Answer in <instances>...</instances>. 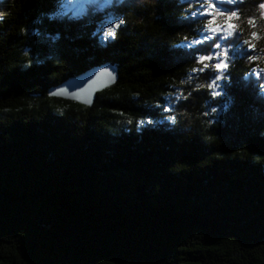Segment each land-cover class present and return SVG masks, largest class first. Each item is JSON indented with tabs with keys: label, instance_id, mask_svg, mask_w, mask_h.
<instances>
[{
	"label": "trees",
	"instance_id": "16d2710c",
	"mask_svg": "<svg viewBox=\"0 0 264 264\" xmlns=\"http://www.w3.org/2000/svg\"><path fill=\"white\" fill-rule=\"evenodd\" d=\"M210 2L233 34L193 46L204 0H0V264H264V0Z\"/></svg>",
	"mask_w": 264,
	"mask_h": 264
},
{
	"label": "snow or ice",
	"instance_id": "6c2138e0",
	"mask_svg": "<svg viewBox=\"0 0 264 264\" xmlns=\"http://www.w3.org/2000/svg\"><path fill=\"white\" fill-rule=\"evenodd\" d=\"M65 2L71 3L72 0H65ZM217 2L219 3H228V4H235L236 0H217ZM204 3L207 5V8L204 10V12L202 13V15L204 16H208V17H212L210 19L207 20V23L205 24V28L207 29V32L210 33L211 35H206L204 37V40H194L192 41V45H200L203 42L209 40V39H213L216 36H219L220 39H227L228 36L233 34V29L235 28V25L232 23L233 19L237 17V13L235 11H229V12H225V11H216L215 9V5L210 2V0H204ZM60 7H63V4L60 5ZM259 7L261 9H264V3H261L259 5ZM195 15V13H194ZM0 16H2V14H0ZM215 17H223L224 18V23L221 25L217 22ZM262 17H264V13H262ZM50 19L53 18L52 16L49 17ZM72 20H78L81 18L80 15L77 14H73L72 16L69 17ZM124 24V21L121 20L120 24L117 25H112L111 27H108L106 29L107 32V36L108 37H112L115 38V32L113 31L114 28H118L120 25ZM248 24L250 26H255V22L253 19H249L248 20ZM222 32H226V35H221ZM34 35H38V33H34ZM251 36L253 39L257 38V33L255 31H253L251 33ZM51 39L53 40V42L57 39H59V36L57 35L56 37H51ZM245 43L248 44V50L251 51L254 48V45L248 41H246ZM213 47L215 49H220L221 45L219 43H215L213 45ZM215 58L217 60H220L221 56H226V53L220 52V53H215ZM213 55H198L196 56V62L203 64V67L200 69H192L193 73L196 72H203L205 69H207L209 67V63H205V62H211L213 60ZM250 59H254V57H249ZM212 67L217 71L220 72L222 70H225L228 65L223 61L220 60V62L212 64ZM101 77H107L109 80L114 81L115 77L113 76V73L109 70L108 67H103L101 70L97 71L94 73V79H90L89 83H95L97 80H99ZM221 79V77L219 75H217L215 77V79L212 81V83L209 85V88H214L216 81H219ZM262 88H264V85H261ZM60 92H64V89H60ZM56 93H52V95H55ZM213 96L218 95L219 93L213 91ZM165 112L170 111L169 107H164L163 109ZM213 113L216 112V108H212L211 110ZM173 120L175 119L174 117L172 118ZM129 123H131V121H129ZM139 123L143 124V123H148L151 124L152 121L151 120H147V121H140Z\"/></svg>",
	"mask_w": 264,
	"mask_h": 264
},
{
	"label": "water",
	"instance_id": "95a60500",
	"mask_svg": "<svg viewBox=\"0 0 264 264\" xmlns=\"http://www.w3.org/2000/svg\"><path fill=\"white\" fill-rule=\"evenodd\" d=\"M103 67H108L115 77L114 81L107 77H101L95 83L90 84V79H94V73L101 70ZM117 80L116 69L110 64H103L95 67L77 77L71 78L61 86L53 89L51 93H56L55 96L63 100L74 101L84 106H91L95 101L96 94L113 86ZM64 89V92H60Z\"/></svg>",
	"mask_w": 264,
	"mask_h": 264
},
{
	"label": "rangeland",
	"instance_id": "374dc122",
	"mask_svg": "<svg viewBox=\"0 0 264 264\" xmlns=\"http://www.w3.org/2000/svg\"><path fill=\"white\" fill-rule=\"evenodd\" d=\"M108 27H111V26L108 24V26L102 28V31L101 32L107 35L106 29Z\"/></svg>",
	"mask_w": 264,
	"mask_h": 264
}]
</instances>
